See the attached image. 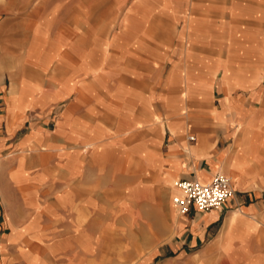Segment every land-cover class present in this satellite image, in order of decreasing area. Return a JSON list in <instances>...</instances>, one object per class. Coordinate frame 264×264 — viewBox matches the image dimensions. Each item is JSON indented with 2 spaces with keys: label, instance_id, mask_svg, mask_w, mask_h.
Returning <instances> with one entry per match:
<instances>
[{
  "label": "crops",
  "instance_id": "0c3cea01",
  "mask_svg": "<svg viewBox=\"0 0 264 264\" xmlns=\"http://www.w3.org/2000/svg\"><path fill=\"white\" fill-rule=\"evenodd\" d=\"M0 264H264V0H0Z\"/></svg>",
  "mask_w": 264,
  "mask_h": 264
},
{
  "label": "built area",
  "instance_id": "2783aa9c",
  "mask_svg": "<svg viewBox=\"0 0 264 264\" xmlns=\"http://www.w3.org/2000/svg\"><path fill=\"white\" fill-rule=\"evenodd\" d=\"M188 137L193 138V135ZM175 185L179 192L172 194L171 201L178 214L188 213L191 207L200 210L219 207L234 194L231 178L222 172L214 173L207 182L183 177L176 180Z\"/></svg>",
  "mask_w": 264,
  "mask_h": 264
},
{
  "label": "rangeland",
  "instance_id": "374dc122",
  "mask_svg": "<svg viewBox=\"0 0 264 264\" xmlns=\"http://www.w3.org/2000/svg\"><path fill=\"white\" fill-rule=\"evenodd\" d=\"M99 1H101V0H99ZM107 1V0H106ZM103 7H105L104 5H101L100 6V8L102 9ZM120 10V9H119ZM118 12V11H117ZM118 23V22H117ZM101 145H102V143H100ZM127 149H125V148H123L122 149V151H121V153L123 154L124 153V155H126V154H128L127 152H129V151H126ZM124 151V152H123ZM151 150H147V152L145 153V155L143 154V156H148V157H150V155L148 154V152H150ZM141 151L139 150V153H140ZM150 159V158H149ZM19 171H11V174L13 175V176H18L19 175ZM174 182H175V180H173V184H174ZM172 183L170 182V186L171 187H173L172 186ZM136 184H140V182H137V183H135V184H133L132 186L134 187ZM137 187H138V185L135 187L136 189H137ZM134 188V189H135ZM178 192V191H177ZM132 194H134L135 196H137V197H140L142 194L138 191V192H134V193H132ZM171 194H174V192L173 193H171ZM172 196V195H171ZM171 196H170V206H171V209H172V204H171ZM29 263H31V261H29Z\"/></svg>",
  "mask_w": 264,
  "mask_h": 264
},
{
  "label": "bare ground",
  "instance_id": "6f19581e",
  "mask_svg": "<svg viewBox=\"0 0 264 264\" xmlns=\"http://www.w3.org/2000/svg\"><path fill=\"white\" fill-rule=\"evenodd\" d=\"M231 181H232V179H231Z\"/></svg>",
  "mask_w": 264,
  "mask_h": 264
}]
</instances>
